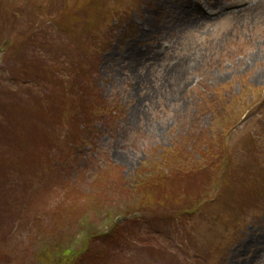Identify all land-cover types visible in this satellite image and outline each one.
Here are the masks:
<instances>
[{
    "label": "rangeland",
    "instance_id": "374dc122",
    "mask_svg": "<svg viewBox=\"0 0 264 264\" xmlns=\"http://www.w3.org/2000/svg\"><path fill=\"white\" fill-rule=\"evenodd\" d=\"M242 1L0 0V264H224L243 230L264 252V15ZM161 3L200 23L156 32ZM127 43L141 77L103 60Z\"/></svg>",
    "mask_w": 264,
    "mask_h": 264
},
{
    "label": "bare ground",
    "instance_id": "6f19581e",
    "mask_svg": "<svg viewBox=\"0 0 264 264\" xmlns=\"http://www.w3.org/2000/svg\"><path fill=\"white\" fill-rule=\"evenodd\" d=\"M238 7H239V9H238L237 13L252 12V13H254V15H253L254 17H256L257 12H259V14L264 15V0H244L239 4ZM157 8L158 9L160 8V10L165 13L164 18L160 20L162 22V25H160L158 31H156L158 33L164 32V29H166L168 27L170 28V30H173L174 32L175 31L176 32H181V31L184 32V30L196 29L198 24L200 23L198 16H192V11L190 13L188 10L184 9L185 6H182L181 4L177 5L173 10L169 9L168 10L169 13L166 11L165 6L162 3ZM255 11H257V12H255ZM143 23L147 25L149 33H152L153 32L152 29L149 28L151 25L147 24V21L145 18H143L142 23L140 22V25H139L140 30H141V27L143 26L142 25ZM143 31H144V28H142L141 34H139L138 38L141 39L142 36H145L148 34V33L143 32ZM150 35H151V37L153 36V34H150ZM135 39L136 40L134 42L137 43L138 39L137 38H135ZM261 44L263 45L264 43L262 42ZM259 51H262V49L260 48ZM251 55H252V58L255 59L254 61L256 62V57H260V52H257L255 54H251ZM103 60L105 62H111L113 64L116 62V66H118L120 69H122V70L127 69L128 73H130V77H132V75H134V74H138V76L141 77L142 74H141L138 66H142V65L148 63L149 61H153L154 57L153 56H147L144 59V53L141 52L137 46H131L130 43H127L126 49L123 52V54H121V53L115 54V51L111 50L110 52H108L107 54H105L103 56ZM104 66L105 65L103 64L102 67H104ZM180 67H181V65H179V66L175 65L172 68V70L173 69H180ZM176 72H177V70L173 71L174 74ZM261 75H263L262 72L261 73L256 72L255 73V79H257V80L260 79ZM147 76L149 77V74ZM171 77H173L172 72H171ZM248 234L249 233L246 230H243L241 232L242 237H236V241H235L236 243L229 250L227 261L224 264H231L230 258L232 256H239L240 252L243 250H244V254H245V252L247 254L248 252L251 251L250 248H252V246H256V251H251L253 254L250 257L246 258L245 261L252 262V261H255L256 259H260L262 257V253L264 255V252H262L261 249H259V248L257 249L258 244H260L259 241L261 240V238L259 236H255V237L249 238L247 241ZM254 256H256V258Z\"/></svg>",
    "mask_w": 264,
    "mask_h": 264
},
{
    "label": "trees",
    "instance_id": "16d2710c",
    "mask_svg": "<svg viewBox=\"0 0 264 264\" xmlns=\"http://www.w3.org/2000/svg\"><path fill=\"white\" fill-rule=\"evenodd\" d=\"M121 211L122 210H120L119 212H121ZM124 212H127V211L125 210ZM125 218L126 217H124V219ZM94 231H96V229H94L93 231L85 232L87 240L90 239V238L94 239L96 237V235H98ZM102 233H104V232H102ZM102 233H100L99 235H101ZM56 245H57V247H59L58 243H56ZM62 249L63 248H61V250L59 251L58 255L57 256L55 255V258H53L54 259V264H80L79 262H80V259H81L80 257H81V250L82 249L78 250V252H76L74 255H70V256H66L65 255V251L63 252ZM42 261L43 260H40V264H47V262H45V261L42 262Z\"/></svg>",
    "mask_w": 264,
    "mask_h": 264
}]
</instances>
